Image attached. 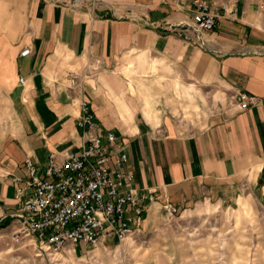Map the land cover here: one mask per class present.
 Wrapping results in <instances>:
<instances>
[{
	"label": "crops",
	"instance_id": "obj_1",
	"mask_svg": "<svg viewBox=\"0 0 264 264\" xmlns=\"http://www.w3.org/2000/svg\"><path fill=\"white\" fill-rule=\"evenodd\" d=\"M64 1L0 0V228L22 226L27 159L43 168L52 152L81 151V100L128 154L133 189L156 194L143 229L160 223L166 199L175 216L253 200L264 211L263 4L203 0L216 27L196 33L198 0ZM89 68L71 89L70 74ZM241 92L260 104L240 111Z\"/></svg>",
	"mask_w": 264,
	"mask_h": 264
},
{
	"label": "built area",
	"instance_id": "obj_2",
	"mask_svg": "<svg viewBox=\"0 0 264 264\" xmlns=\"http://www.w3.org/2000/svg\"><path fill=\"white\" fill-rule=\"evenodd\" d=\"M99 2L66 0L61 4L74 10L90 4L94 10ZM192 27L196 33L215 29L216 16L206 1L194 3ZM30 53L26 49L21 55ZM90 70L71 73L70 88L80 87ZM21 83L25 80L21 79ZM259 104L257 97L238 94L240 111ZM78 127L83 132L81 151L61 155L52 152L43 168L27 159L24 185L16 187L22 226L13 234V241L20 243L30 238L39 253L53 262L68 247H98L106 239L121 243L142 232L148 205L157 201L154 192L139 193L133 189L134 174L127 168L128 154L114 133L100 131L86 100L80 101ZM162 206L168 216L177 214L167 199Z\"/></svg>",
	"mask_w": 264,
	"mask_h": 264
},
{
	"label": "rangeland",
	"instance_id": "obj_3",
	"mask_svg": "<svg viewBox=\"0 0 264 264\" xmlns=\"http://www.w3.org/2000/svg\"><path fill=\"white\" fill-rule=\"evenodd\" d=\"M263 4L264 0H255ZM263 14H264V9ZM0 100V130L7 118ZM30 238L13 241L11 229L0 228V264H42V253ZM102 241L66 248L46 264H264V211L253 200L230 210L200 206L186 215L169 217L119 243ZM38 254H40L38 256Z\"/></svg>",
	"mask_w": 264,
	"mask_h": 264
}]
</instances>
